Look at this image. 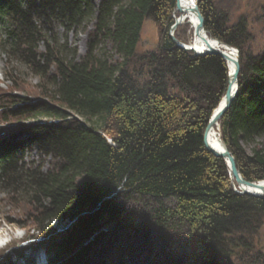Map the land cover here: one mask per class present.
<instances>
[{"label": "trees", "instance_id": "16d2710c", "mask_svg": "<svg viewBox=\"0 0 264 264\" xmlns=\"http://www.w3.org/2000/svg\"><path fill=\"white\" fill-rule=\"evenodd\" d=\"M223 5L197 3L207 34L239 52L237 94L218 132L243 179L259 182L264 148L248 153L242 142L264 136V44L251 51L245 21L229 24ZM183 12L178 0H0L1 52L39 76L32 99L9 71L11 84L0 87V187L19 209L17 224L42 238L33 250L48 254L46 264H105L126 241L190 245L195 264H264L252 242L264 198L234 193L203 137L226 93L227 65L175 46L168 31ZM146 21L157 44L140 51ZM56 24L91 27L82 57H65ZM101 42L116 59L97 51ZM56 218L71 223L44 229ZM98 243L105 246L95 257ZM0 264H12L5 249Z\"/></svg>", "mask_w": 264, "mask_h": 264}, {"label": "rangeland", "instance_id": "374dc122", "mask_svg": "<svg viewBox=\"0 0 264 264\" xmlns=\"http://www.w3.org/2000/svg\"><path fill=\"white\" fill-rule=\"evenodd\" d=\"M93 6H96L97 0H91ZM219 1V0H215ZM224 3V7L229 9L228 17L229 24H235L239 20L245 21L247 25V30L251 34V39L249 42V47L251 51H254L258 48L259 45L264 44V0H220ZM175 14L174 16H178ZM175 17H173V23L175 22ZM187 25L182 24L176 27L169 29L168 35L176 40L180 41L183 44H186L189 40L188 38V29ZM91 27L87 26L85 30L81 28L76 31H68L64 29L61 25L56 24L53 26V31L57 42L62 46L63 53L67 59L77 60L82 57L86 52V42L87 35L86 32L90 30ZM188 31V32H187ZM141 36L144 41L146 38L147 44L144 46L139 45L140 51L154 50L157 44L158 32L156 27L150 22L146 21L143 25ZM4 38L2 32V27L0 24V41ZM98 52H106L107 56H111L112 59H116L113 51L110 48L108 43L101 42L97 48ZM11 72L12 76L18 77V79L23 83L24 89L19 91V94L33 98L34 87L39 82V76L32 72L26 65L20 62L17 59H9L5 54L1 52L0 49V87L4 88L5 85H10L11 79L5 77L6 72ZM77 121L82 124H86L85 121L76 115L72 114ZM45 118H36L35 121L43 122ZM242 146L244 149L250 153L254 148L261 147L264 148V136L259 135L255 136L251 141H243ZM28 160L36 159V155L33 152L27 156ZM17 201V200H16ZM19 203V202H18ZM22 203V202H21ZM20 203V204H21ZM18 204V206L20 205ZM27 209V205L25 204ZM18 207L12 206L8 199L5 198L4 191L0 187V250L5 247V244L11 239L15 241L13 246L14 250L22 253L23 259L18 260L17 254L12 255V261L14 260L15 264H33L35 257L34 252H42V248L38 247L37 250H33L32 243H39L42 238L33 239L32 235H36V230H33V227L30 226L20 227L17 224V220H21V217L18 215ZM19 216V217H18ZM23 220V219H22ZM70 223L65 219H52L47 224L46 228L60 232L64 229L65 226H68ZM11 231V232H10ZM25 236L26 239L30 240V244H25L21 241V237ZM38 237V235L36 236ZM104 241H108L107 238ZM105 242V243H106ZM253 250L259 251L264 255V226L257 232L255 236L252 237ZM4 244V246H3ZM180 245H175L171 248L165 247L163 243L159 241H154L149 245H143L142 243H136L131 245V241L124 245H120L116 248H113L106 253L105 264H118L120 261H123L126 264H195L193 259H196V255L193 253V247L188 245L183 251V247ZM105 245L97 244L94 251V256H98L101 249ZM8 251V250H7ZM12 252V251H11ZM44 252V251H43ZM48 257V254L46 253ZM197 260V259H196ZM229 262H232V258H229ZM196 264H200V261Z\"/></svg>", "mask_w": 264, "mask_h": 264}, {"label": "water", "instance_id": "95a60500", "mask_svg": "<svg viewBox=\"0 0 264 264\" xmlns=\"http://www.w3.org/2000/svg\"><path fill=\"white\" fill-rule=\"evenodd\" d=\"M179 4L186 3V0H178ZM97 3V2H96ZM198 0H196V3L192 5V10L194 12L195 17V24L197 31L199 33V36L201 38L202 44H204L205 47H203L201 50H194L191 48H187L185 44L181 43L180 41L176 40L175 38H172L170 35V38L172 39L175 46L187 51L191 52L193 56H202L206 54H214L220 56L225 62L226 60H231V66L230 68L227 67V90L224 96L219 100L217 105L212 109L209 118L207 120V124L204 129V140L205 142L212 148H215L219 151L221 157L223 158V161L225 163L229 180L232 186V190L234 193L238 195H247L251 197L256 198H264V190L263 191H255L250 189V184L253 182H247L243 179L241 176L239 170L236 168L235 163L224 143L222 138L218 137L217 140H212L210 138V132L213 125H216V128L218 129V121L221 118V116L226 112V110L229 108L232 101L235 99L237 94V71H238V58H239V52L235 47H232L228 44H225L211 36H209L203 26L201 17L199 15L198 6H197ZM175 26V22L171 25V28ZM139 45L144 46L147 44L146 38L142 39L141 34L139 35ZM219 44L222 47H224L226 50H229L232 52L233 57H230L228 53L219 51L216 49L213 45Z\"/></svg>", "mask_w": 264, "mask_h": 264}, {"label": "bare ground", "instance_id": "6f19581e", "mask_svg": "<svg viewBox=\"0 0 264 264\" xmlns=\"http://www.w3.org/2000/svg\"><path fill=\"white\" fill-rule=\"evenodd\" d=\"M196 3V0H186V3L184 4H180L183 8V13L180 14L179 16H174L175 18V26H179L182 24L187 25V29L189 31L188 33V42L185 44L187 48H191L194 50H201L204 46V44H202L201 38L199 36V33L197 31L196 28V24H195V17H194V12L192 10V5H194ZM175 15V14H174ZM187 31V32H188ZM216 49H218L219 51H223L229 54L230 57H233L232 52H230L229 50H226L224 47H222L219 44H214L213 45ZM231 60L227 59L226 60V65L228 68H230L231 66ZM219 132L218 129L216 128V125L212 126L211 132H210V138L212 140H217L219 137ZM250 189L255 190V191H263L264 190V180L263 181H259V182H253L250 184ZM71 223V222H69ZM2 237V236H1ZM0 237V238H1Z\"/></svg>", "mask_w": 264, "mask_h": 264}]
</instances>
